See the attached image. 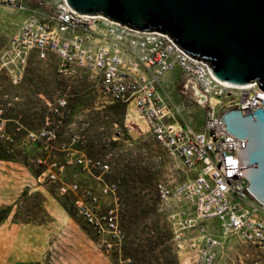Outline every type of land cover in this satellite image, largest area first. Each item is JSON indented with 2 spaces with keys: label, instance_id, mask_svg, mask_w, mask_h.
Segmentation results:
<instances>
[{
  "label": "rangeland",
  "instance_id": "rangeland-1",
  "mask_svg": "<svg viewBox=\"0 0 264 264\" xmlns=\"http://www.w3.org/2000/svg\"><path fill=\"white\" fill-rule=\"evenodd\" d=\"M30 5L46 11L50 0ZM26 15L0 3V264H181L184 256L174 247L157 184L184 179L186 171L168 157L134 106L113 100L90 71L66 70L58 56L39 59L32 53L22 82L14 84L1 58ZM62 98L67 104L56 111ZM194 108L195 119L203 116L204 108ZM41 129L55 131L57 138L28 139L29 131ZM79 155L108 162L105 180L119 185L120 222L127 234L120 253L98 245L76 206L82 192L63 190L98 183V172L67 164ZM54 162L66 165L63 171ZM49 167L58 178L40 181ZM114 204L112 197L102 198L104 209ZM206 223L218 233L216 221ZM215 264H264V248L230 236Z\"/></svg>",
  "mask_w": 264,
  "mask_h": 264
},
{
  "label": "built area",
  "instance_id": "built-area-1",
  "mask_svg": "<svg viewBox=\"0 0 264 264\" xmlns=\"http://www.w3.org/2000/svg\"><path fill=\"white\" fill-rule=\"evenodd\" d=\"M31 1L0 0L27 13L1 58V68L14 84L22 82L32 53L39 59L54 54L66 70L81 64L80 68L90 71L108 95L120 102V89L108 88V82L119 75V48H127L128 104L144 119L168 157L186 171L184 179L174 177L157 184L160 203L172 224L174 247L184 256L181 264H215L230 236L264 248V203L249 189L239 161L238 148L245 147L247 140L231 133L224 121L230 110H240L246 116L264 108V90L259 84L238 85L219 79L210 64L185 54L158 32L135 29L103 15L76 12L67 0H50L46 11L31 6ZM175 67H180L202 92V131L177 120L181 109L162 90V77ZM188 89L186 84L184 92ZM66 104V99H60L55 110ZM56 138L55 131L49 129L28 133L30 141ZM72 163L84 172H98V183L85 188L74 183L63 190L82 192L76 206L98 236V245L106 252H122L120 188L116 182L105 180L110 164L85 155L70 156L67 164ZM52 166L63 171L66 165L54 162ZM48 171L39 176L40 181L46 175L58 178L52 167ZM103 197H112L115 204L104 209ZM207 221L217 222L218 233L209 229Z\"/></svg>",
  "mask_w": 264,
  "mask_h": 264
},
{
  "label": "water",
  "instance_id": "water-1",
  "mask_svg": "<svg viewBox=\"0 0 264 264\" xmlns=\"http://www.w3.org/2000/svg\"><path fill=\"white\" fill-rule=\"evenodd\" d=\"M79 13L103 15L158 32L187 55L210 64L221 80L257 82L264 90V0H67ZM227 129L246 139L238 148L241 173L264 203V108L230 110Z\"/></svg>",
  "mask_w": 264,
  "mask_h": 264
},
{
  "label": "crops",
  "instance_id": "crops-1",
  "mask_svg": "<svg viewBox=\"0 0 264 264\" xmlns=\"http://www.w3.org/2000/svg\"><path fill=\"white\" fill-rule=\"evenodd\" d=\"M172 73H175V77L171 80ZM186 84L189 85V89L185 93L184 87ZM195 86L197 85H194L187 80V77L180 67H175L168 71L161 79V87L163 92L167 94L170 99L181 109L180 114L177 116V120L181 123H184L185 125L192 126L198 131H202L204 129L205 108L201 102V97H199L195 92ZM195 105H199L204 108L203 116L197 119L194 117V112H196L194 108Z\"/></svg>",
  "mask_w": 264,
  "mask_h": 264
},
{
  "label": "bare ground",
  "instance_id": "bare-ground-1",
  "mask_svg": "<svg viewBox=\"0 0 264 264\" xmlns=\"http://www.w3.org/2000/svg\"><path fill=\"white\" fill-rule=\"evenodd\" d=\"M119 75H113L108 82V88L120 89V102L128 103V73H127V48H119ZM81 64H73V67H80ZM198 86V85H197ZM195 86V92L204 100L199 87ZM127 241V234L124 232V245Z\"/></svg>",
  "mask_w": 264,
  "mask_h": 264
},
{
  "label": "trees",
  "instance_id": "trees-1",
  "mask_svg": "<svg viewBox=\"0 0 264 264\" xmlns=\"http://www.w3.org/2000/svg\"><path fill=\"white\" fill-rule=\"evenodd\" d=\"M2 151L3 150L0 148V158L4 156Z\"/></svg>",
  "mask_w": 264,
  "mask_h": 264
}]
</instances>
